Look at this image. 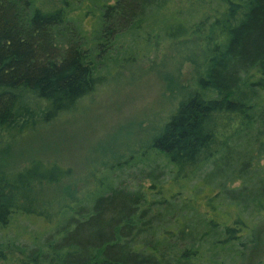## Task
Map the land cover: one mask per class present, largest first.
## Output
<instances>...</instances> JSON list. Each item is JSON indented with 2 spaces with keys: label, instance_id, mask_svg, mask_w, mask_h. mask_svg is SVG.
Listing matches in <instances>:
<instances>
[{
  "label": "trees",
  "instance_id": "obj_1",
  "mask_svg": "<svg viewBox=\"0 0 264 264\" xmlns=\"http://www.w3.org/2000/svg\"><path fill=\"white\" fill-rule=\"evenodd\" d=\"M151 56L176 91L141 150L88 185L0 173V264H242L264 220V0H0V135Z\"/></svg>",
  "mask_w": 264,
  "mask_h": 264
},
{
  "label": "rangeland",
  "instance_id": "obj_2",
  "mask_svg": "<svg viewBox=\"0 0 264 264\" xmlns=\"http://www.w3.org/2000/svg\"><path fill=\"white\" fill-rule=\"evenodd\" d=\"M90 22H87V28ZM150 57L110 75L73 109L30 134L0 135V173L17 172L33 162L69 169L66 185H88L102 170L124 162L149 143L174 102L171 65ZM171 71V72H170ZM185 66L177 82L184 85ZM58 187L51 193L58 195ZM38 230V221L20 223ZM242 264H260L264 257V220L253 234Z\"/></svg>",
  "mask_w": 264,
  "mask_h": 264
}]
</instances>
